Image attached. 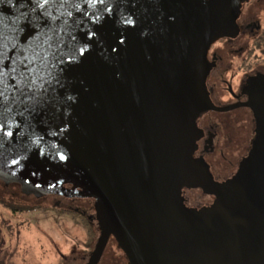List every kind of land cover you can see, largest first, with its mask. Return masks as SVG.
Listing matches in <instances>:
<instances>
[{
  "label": "water",
  "instance_id": "obj_1",
  "mask_svg": "<svg viewBox=\"0 0 264 264\" xmlns=\"http://www.w3.org/2000/svg\"><path fill=\"white\" fill-rule=\"evenodd\" d=\"M236 8L0 0V180L93 197L99 234L84 264L110 237L127 264H264V76L248 93L256 137L235 175L215 182L191 157L195 118L213 108L205 47L235 27ZM183 184L214 202L184 207Z\"/></svg>",
  "mask_w": 264,
  "mask_h": 264
},
{
  "label": "flooded vegetation",
  "instance_id": "obj_2",
  "mask_svg": "<svg viewBox=\"0 0 264 264\" xmlns=\"http://www.w3.org/2000/svg\"><path fill=\"white\" fill-rule=\"evenodd\" d=\"M234 22L232 29L215 31L205 47L203 88L213 108L201 111L195 118L197 136L191 150V157L201 165V170L218 183H225L235 175L240 161L247 155L256 137L255 119L246 102L249 101L248 93L256 92L258 77L264 76V0H237ZM13 184L17 185L20 197L32 198V202L44 199L47 202L51 196L57 199L58 204L62 200H84L81 216L98 229L93 197L34 196L23 193L17 183L0 180L1 194L12 198L15 194ZM65 186L69 187L70 184ZM180 199L184 207L199 210L209 207L215 196L204 192L199 186L183 184ZM73 209L79 210L76 207ZM109 242L116 247L113 252L117 254V262L127 264L124 253L112 237Z\"/></svg>",
  "mask_w": 264,
  "mask_h": 264
},
{
  "label": "rangeland",
  "instance_id": "obj_3",
  "mask_svg": "<svg viewBox=\"0 0 264 264\" xmlns=\"http://www.w3.org/2000/svg\"><path fill=\"white\" fill-rule=\"evenodd\" d=\"M12 186V198L0 192V264H84L98 234L92 224L95 234L90 239L81 220L85 201L62 200L58 204L51 196L47 202H32V198L20 197L16 184ZM11 206L24 209L16 211ZM114 249L109 242L100 264H119Z\"/></svg>",
  "mask_w": 264,
  "mask_h": 264
},
{
  "label": "trees",
  "instance_id": "obj_4",
  "mask_svg": "<svg viewBox=\"0 0 264 264\" xmlns=\"http://www.w3.org/2000/svg\"><path fill=\"white\" fill-rule=\"evenodd\" d=\"M9 205V204H8ZM12 207V206H11ZM38 206H36L35 205V208H37ZM12 209L13 210H21V209H24V207H18V208H16V207H12ZM82 220V222H84V224H85V226L88 228V232H89V238L91 239L93 236H94V234H95V231L93 230V228L94 227H92L91 226V224H90V222H89V220L87 219V218H82L81 219ZM96 226H97V224H96ZM97 229V228H96ZM97 232H98V234H99V230L97 229ZM98 234H97V237H98ZM97 237H96V239H95V243H96V240H97ZM94 238V237H93ZM95 243L92 245V249H93V246L95 245ZM91 249V250H92ZM90 252L91 251H89V253L88 254H90Z\"/></svg>",
  "mask_w": 264,
  "mask_h": 264
},
{
  "label": "snow or ice",
  "instance_id": "obj_5",
  "mask_svg": "<svg viewBox=\"0 0 264 264\" xmlns=\"http://www.w3.org/2000/svg\"><path fill=\"white\" fill-rule=\"evenodd\" d=\"M47 2V0H46ZM4 45H3V33L0 32V55H2V49H3ZM4 96L3 93L0 92V107H2L3 103H4Z\"/></svg>",
  "mask_w": 264,
  "mask_h": 264
}]
</instances>
